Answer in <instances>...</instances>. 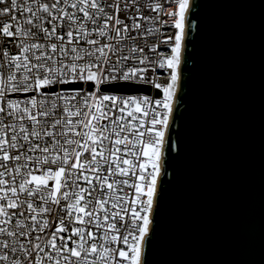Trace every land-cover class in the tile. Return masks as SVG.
Here are the masks:
<instances>
[{
  "label": "snow or ice",
  "instance_id": "6c2138e0",
  "mask_svg": "<svg viewBox=\"0 0 264 264\" xmlns=\"http://www.w3.org/2000/svg\"><path fill=\"white\" fill-rule=\"evenodd\" d=\"M207 3L0 0V264H153Z\"/></svg>",
  "mask_w": 264,
  "mask_h": 264
},
{
  "label": "water",
  "instance_id": "95a60500",
  "mask_svg": "<svg viewBox=\"0 0 264 264\" xmlns=\"http://www.w3.org/2000/svg\"><path fill=\"white\" fill-rule=\"evenodd\" d=\"M192 148L153 264H264V4L208 0Z\"/></svg>",
  "mask_w": 264,
  "mask_h": 264
}]
</instances>
